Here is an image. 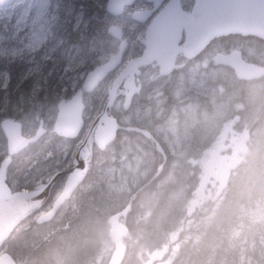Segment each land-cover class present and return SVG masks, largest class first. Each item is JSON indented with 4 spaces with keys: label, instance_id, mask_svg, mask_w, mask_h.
I'll list each match as a JSON object with an SVG mask.
<instances>
[{
    "label": "rangeland",
    "instance_id": "rangeland-1",
    "mask_svg": "<svg viewBox=\"0 0 264 264\" xmlns=\"http://www.w3.org/2000/svg\"><path fill=\"white\" fill-rule=\"evenodd\" d=\"M142 2L143 0H139V4ZM97 4L98 2L94 0V5ZM143 6H129L116 20L113 17H108L107 14L102 16V25H105L106 31L107 27L116 24L123 29L125 37L129 40L130 44L126 49L125 59L138 51L140 38L144 36L143 28L131 17L134 11L140 10ZM55 14L56 11L53 5H49V0H0V55L23 56L30 54L31 57H33V53H38L41 56L50 55L59 47V41L54 39L52 29ZM103 31L98 30V34L103 35ZM96 40L94 38L92 44ZM118 45L119 41L108 32L106 36L98 38L96 46L92 49V59L90 60L92 65L96 66L103 63L117 51ZM236 47L242 49L239 45ZM217 51H219L217 48L213 51H207L203 59L197 61L190 78H187L186 85V79L182 82L186 89L194 87L196 91V103L193 105L192 113L187 111V120L183 127L181 125L179 128L177 123L173 124L166 121L163 132L164 129L158 126V130L163 132L164 138L171 144L172 148L171 155L167 157L169 162L167 167H159L162 157L155 155L150 146H145L139 142L138 139L141 138L133 139L123 131L105 151H97L94 154L89 163L92 180L87 185V193L88 195L91 194V199L90 201L84 200V219L85 221L89 219L91 223L99 222L95 234L99 238V254L95 264H100L105 259L108 261L114 248L109 238V226L106 225V219L111 213L128 202L130 195L142 186L144 187L141 192H143L144 197L155 196L158 197L159 202L163 200L160 212L156 213L158 205L149 210L150 216L154 215L153 218L156 220H165L171 215L180 218L181 224L161 241L165 243V246L162 250H158L160 255L150 253V259L146 262V264H169L170 259L159 262L161 255L169 251L172 254L179 249L181 242H177V239L183 229L189 225H194L200 212L205 213L208 205H211V200H215L220 195L231 168L237 161H240L242 153H239L233 161L231 151L211 156L210 154H202L200 151L188 152L186 149L185 141L191 133L190 127H192L197 136L209 138L217 137V134L228 128L227 138L230 140L233 135L236 143L240 145H243L244 141L246 150V127L241 125L240 130H238L235 124L233 127L229 126V122H236L237 119L233 111L237 102L233 100V96L228 95L230 87L234 83L232 82L234 75L230 69L216 68L212 65V55ZM244 55L250 59H257L260 63L264 62V52L260 53L256 49L247 48ZM81 64L80 60L73 61L69 65V69H66L58 77V82L69 84L61 86L62 89L73 87L83 76ZM113 76L104 82L105 86L109 85ZM221 80L228 86H221ZM254 84L255 86L258 85ZM261 88L257 92L253 91L254 97L259 98ZM123 94L118 96L112 111L118 113L123 120L134 117L143 123H148L147 112L143 108V94L137 97L133 109L125 116V112L122 110ZM85 95L83 115L86 122L90 123L96 116V109L92 104H88L93 102L94 98H98L99 93L96 91L93 94ZM201 97L210 98L211 109L201 106L199 103ZM256 98L253 101H257ZM207 101L209 102L208 98ZM242 105L238 104L239 107ZM56 113L57 103L39 107L36 112L23 119H18L23 125L24 135H32L36 131L39 121L43 120L44 128L47 129V134L45 133L47 136L44 134L46 139L35 152L25 149L18 153L17 157L13 158V165L10 164L6 168L4 177L9 176L13 183H17L18 172L24 173L26 171L27 175H31V171L37 173L41 168L51 166L47 158L56 155L59 161L62 155L61 150L65 151L63 156L68 153L71 160L81 140L71 143L62 139H55L51 135L54 134L51 129ZM170 138H172L171 141L168 140ZM159 169L160 171L157 173ZM153 176L155 177L150 181ZM194 181L196 184L193 187ZM153 185L155 186L153 187ZM8 186L14 189V187ZM164 186H167L166 190H160L157 193L156 188ZM77 207L78 205H73V209ZM248 209L245 219H242L232 232L235 237L233 241L239 242L241 249L244 248V244L250 246L251 243L255 242H259L260 248L264 249V197L257 199ZM67 210L65 205L53 222H49L43 229L34 227L30 232L23 233L21 238H30L36 246L51 242L57 244V241L64 236V233L58 231L70 227L64 226L61 222L64 217H67ZM103 223H105L104 226ZM58 244L61 245V240ZM55 261V264H65L66 262L60 248L56 249Z\"/></svg>",
    "mask_w": 264,
    "mask_h": 264
},
{
    "label": "trees",
    "instance_id": "trees-1",
    "mask_svg": "<svg viewBox=\"0 0 264 264\" xmlns=\"http://www.w3.org/2000/svg\"><path fill=\"white\" fill-rule=\"evenodd\" d=\"M96 1L97 5H94V0H49V5H53L56 11L52 27L54 39L59 41V47L50 55H0V122L4 118L23 119L39 107L58 104L81 85L84 74L94 67L90 62L93 47L98 38L107 34L105 25H102V16L107 14L112 17L106 13V0ZM98 30H104L103 35L98 34ZM94 38L97 40L92 44ZM221 42L228 48L243 45L264 52V40L255 36L230 34L220 37L219 47ZM76 60L82 62L83 76L73 87L62 89L64 84H69L57 79ZM260 64L264 66V62ZM261 79L260 96L256 98L253 91H258V85L253 86L251 80L235 78L228 95L237 102L233 110L238 117L236 124L247 129L246 150L229 171L220 195L211 200L204 214L200 212L194 225L183 229L177 239V242H181L179 249L172 254L165 252L159 262L170 259L169 264H264V249L260 248L259 242L250 246L244 244L241 249L239 242L233 241L235 237L232 235L237 224L245 219L248 208L264 197V76ZM236 83L240 84L238 90ZM107 87L103 82L98 87L100 90L93 92L98 91L99 97L88 105L92 104L96 113L102 107ZM254 98L258 100L253 101ZM238 104L243 105L239 107ZM110 113L115 115L112 109ZM54 138L59 136L55 135ZM6 150V138L0 126V163L7 155ZM7 178L9 185L23 187L13 183L11 177ZM91 180L92 174L88 171L74 198V204L78 205L74 211L78 212L64 218L71 221L69 228L58 231L64 233L60 239L61 245L58 240L57 244L51 242L36 246L30 238H21L22 234L19 235L16 230L3 243L1 251L9 253L18 264H55L56 249L60 248L65 264H95L99 254V238L94 234L99 222L84 221V200L91 199V194L87 193ZM195 184L196 181L192 186ZM166 188L158 187L156 191L158 193ZM142 193H137L130 211L124 217L130 234L123 238L126 252L122 264H146L150 253L160 255L158 250L165 246L161 241L181 224L180 218L174 215L165 220L150 216L149 210L158 205L156 213L160 212L163 200L159 202L158 197H144ZM106 261L100 264H107Z\"/></svg>",
    "mask_w": 264,
    "mask_h": 264
},
{
    "label": "water",
    "instance_id": "water-1",
    "mask_svg": "<svg viewBox=\"0 0 264 264\" xmlns=\"http://www.w3.org/2000/svg\"><path fill=\"white\" fill-rule=\"evenodd\" d=\"M135 0H107L105 10L112 15H122L124 10ZM149 10H137L131 15L136 22H144ZM109 34L120 41L118 50L110 55L103 63L90 69L83 77L80 87L69 99H62L57 105V114L52 132L67 139H77L85 125L83 111L85 108L84 93H92L101 82L115 72L121 65L128 44L123 29L112 24L107 28ZM182 31L185 33L183 46L179 47ZM230 34L255 36L264 40V0H195L191 15L183 11L180 0H170L148 24L141 43L142 52L129 58L120 71L114 76L99 113L89 125L86 136L79 145L74 159L73 169L67 175L64 185L52 202L51 208L40 214L38 224L53 220L60 207L71 198L83 181L84 173L88 170L87 142L92 133L100 150L112 142L122 126L115 116L109 115L108 110L114 104L117 90L133 68L145 63L156 62L160 72L170 73L175 67V58L179 52L192 58L205 50L215 38ZM217 64L233 69L239 79L252 80L264 76V66L244 59L242 51L234 48L229 52H218L213 56ZM127 86V84H125ZM132 93L124 96L122 109L128 110ZM6 138L7 156L0 163V250L3 243L10 237L18 224L38 209L48 198L50 187L61 174L52 176L47 185L27 192L10 194L4 184V169L12 162V156L38 140L46 131L43 121L32 136H25L22 123L12 118H4L0 122ZM86 152H82V148ZM160 169L157 173H159ZM156 176V175H155ZM153 176L150 181L155 177ZM141 189V188H140ZM139 189V190H140ZM138 190V191H139ZM134 193L127 205L112 213L107 218L109 237L114 244L107 264H122L126 246L122 237L128 234V227L120 220L131 209ZM0 264H18L7 252L0 253Z\"/></svg>",
    "mask_w": 264,
    "mask_h": 264
},
{
    "label": "flooded vegetation",
    "instance_id": "flooded-vegetation-1",
    "mask_svg": "<svg viewBox=\"0 0 264 264\" xmlns=\"http://www.w3.org/2000/svg\"><path fill=\"white\" fill-rule=\"evenodd\" d=\"M169 1L170 0H143V2L139 4V0H135L134 4L132 5H144L143 7L140 8V10L150 11V13H148L147 19L144 22H138L139 25L143 28V33L145 32L149 21L159 11H161V9L165 5H167ZM194 2L195 0H180V5L184 10V12H186L188 15H191ZM113 19L116 20L118 19V17H114ZM141 39H140V45L138 51L132 53L131 56L128 57L127 59H125V54H124L123 63L114 72V74L120 71V69L124 66L125 62L129 58L137 56L142 52L144 48V44L141 43ZM219 39L220 37L212 40L203 52L192 58L185 56L183 52H179L175 58L176 67L168 74L161 73L158 64L154 61L139 66L137 70L136 68H133L130 71L129 75L124 79L123 87L125 89L124 90L125 92L123 94V98L125 94L132 93L130 106L128 110L125 111L124 116L127 115L133 109V104L137 99V97L140 94H143V100H144L143 108L147 112V118L149 119V122L143 123L142 121H139L137 118L134 117L123 120L122 117H119L117 113L118 122L122 126L119 132L123 131L125 132V134H127V136L133 139L137 137L141 138L138 139L139 142H141L145 146H150L151 147L150 149L155 155H159L162 157V161L159 167H167L169 163L167 157L171 155V150H172L171 144H169L168 141H166V139L163 136V132L165 131L164 124L166 121H168V122H172L173 124L177 123V125H179V128L181 125L183 127V124L187 120V111L189 113H192L193 105L196 103V97H195L196 91L194 87L188 89L184 87L187 83V78H190L192 70L196 65L197 61L202 60L207 51H213L215 48H217L218 50H225L224 52L228 51V47L223 46V42H221V47H218ZM184 40H185V33L184 31H182L181 39L178 43L179 47L183 46ZM129 44L130 43L128 40L127 47L129 46ZM242 48H243V56L247 60H250L255 63H260L256 61L257 59L256 60L254 58L250 59L244 55V53H246L247 48L255 49L254 47L242 46ZM216 53H218V51L215 52L214 54ZM212 65L216 68L221 67V68L229 69L226 66L216 64L214 62ZM231 72L234 75V71L231 70ZM262 77L252 79L251 81H253V83L258 84L259 87H262L260 85L262 81L261 79ZM184 80H185V85L182 84ZM232 82L235 83V77ZM124 84H127V86H125ZM220 84L221 86L223 85L228 86L227 83L224 84L223 80L220 81ZM236 84H237L236 89L238 90L240 84L239 83ZM252 84H250L249 86H251ZM253 86H255V84H253ZM207 98L209 102L207 101ZM199 103L201 104V106L207 109H211V104H210L211 100L209 97H201ZM237 121H238V117L236 119V122L235 121L229 122V126L233 127V124H235L236 129L240 130V126L236 124ZM158 126H161L164 129L162 130L163 132H160L158 130ZM190 131L191 133L189 134L188 138L185 141L186 149L188 152L200 151L202 154H208V155L210 154L211 156H213L231 151L233 155L232 160L234 161L239 153H242L243 155L245 151L244 141H243V145H240L236 143L235 137L233 135L230 138V140L227 138V134L229 133L228 128H225L222 133L217 134L218 136L215 138L197 136L195 131H193L192 127H190ZM45 135L40 140L34 142V144H32L30 147H27L26 150L30 149L32 152L38 150L41 147L42 142L46 139L45 137L47 135L46 136ZM51 135L53 136V134ZM82 139H84V137H82L81 140ZM226 139H228V141H225ZM64 140L69 141L71 143H76L75 141H71L68 139H64ZM168 140L171 141L172 138ZM86 146H87V150L90 153L88 164L91 162L94 154L97 151L102 152L106 150V149L100 150L92 137L87 142ZM61 152L62 155L59 161L56 155L48 157L47 160L49 163H51V166L43 167L37 173L32 172L31 170H29L31 171V175H27L26 171L24 173L18 172V177H17L18 182L20 183V185H23L20 192H27L30 190L40 188L41 186L46 185L50 181L53 175L61 173L50 187V193L48 198L45 200V202H43V204L38 209H36L32 214L24 218L18 224L16 230L19 235L26 232H30L31 230H33L34 227H39L43 229V227L48 225L49 222L51 221L53 222V220L56 218L55 217L53 220H50L42 224H38L36 222L37 217L40 214L48 211L51 208L53 199L56 197V195L59 193L60 189L62 188V185L68 173L73 169V164H72L73 157L70 160V155L68 153H66L63 156L65 151L61 150ZM82 152L83 153L86 152V149L84 147L82 148ZM15 157H17V155ZM78 190L79 188L75 191V193ZM67 202H65L60 207L59 211L63 209L64 206L66 205V209H68L66 212L68 218L69 215L72 214L75 215V213H77L78 210L74 211L73 209L75 199L70 201V203ZM61 222L66 227H68L71 223L70 220L68 219L65 220L64 218L62 219Z\"/></svg>",
    "mask_w": 264,
    "mask_h": 264
},
{
    "label": "bare ground",
    "instance_id": "bare-ground-1",
    "mask_svg": "<svg viewBox=\"0 0 264 264\" xmlns=\"http://www.w3.org/2000/svg\"><path fill=\"white\" fill-rule=\"evenodd\" d=\"M102 37H103V36H102ZM232 42H234V41H232ZM234 43H235V42H234ZM234 43H233V44H234ZM84 221H85V220H84ZM85 222H86V221H85ZM85 227H87V226H85ZM87 230H88V229H87ZM90 230H91V229H90ZM88 233H89V232H88ZM92 233H93V232H92ZM92 233H91V234H92ZM128 234H130V233H128ZM94 235H95V234H94ZM94 248H95V247H94ZM196 264H197V263H196Z\"/></svg>",
    "mask_w": 264,
    "mask_h": 264
}]
</instances>
